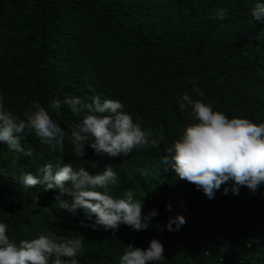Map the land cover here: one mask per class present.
I'll list each match as a JSON object with an SVG mask.
<instances>
[{
    "label": "trees",
    "instance_id": "1",
    "mask_svg": "<svg viewBox=\"0 0 264 264\" xmlns=\"http://www.w3.org/2000/svg\"><path fill=\"white\" fill-rule=\"evenodd\" d=\"M256 3L264 0H0V95L6 109L23 118L36 101L70 134L83 114L63 104L53 112L49 102L66 94L88 102L99 96L121 101L134 122L139 116L142 129L153 131L152 138L165 137L159 149L144 146L115 158L87 145L83 159L75 158L67 140L64 153H52L34 135L21 142L34 151L31 158L0 143V222L8 225L10 239L18 244L41 233L80 237V264H119L126 246L146 249L153 239L164 247L159 264H264V184L255 192L240 186L233 195L229 181L209 199L161 165L166 149L194 123L190 107H180L185 92L229 119L264 123V24L250 14ZM218 9L227 13L223 21L215 18ZM46 163L90 175L111 167L117 181L109 194L132 191L144 213L159 214L141 231L83 227L91 223L85 212L60 210L55 190H25L20 183L23 174L36 175ZM177 215L186 220L179 231L157 227Z\"/></svg>",
    "mask_w": 264,
    "mask_h": 264
},
{
    "label": "clouds",
    "instance_id": "2",
    "mask_svg": "<svg viewBox=\"0 0 264 264\" xmlns=\"http://www.w3.org/2000/svg\"><path fill=\"white\" fill-rule=\"evenodd\" d=\"M250 14L252 20L264 24V4L256 3ZM226 17L224 9L217 10L216 19L223 21ZM192 91L204 96L197 87ZM180 101L181 109L190 107L194 123L166 149L167 155L161 158L166 171L173 170L178 178L194 184L209 199H213L215 192L229 181L233 182V195L238 194L240 186L255 192L264 184V123L257 125L244 118L229 119L223 112L215 111L212 104L193 101L187 92ZM62 104L76 115L83 114V119L71 128L70 134L51 118L40 103L32 101L31 108L21 118L5 108L4 97L0 95V143L6 144L9 151L31 158L34 151L26 150L21 143L25 138L34 135L39 144L52 153H64L67 140L72 155L83 159L86 145L102 157L115 158L121 154L128 155L134 149L139 151L144 146L159 149L165 139L163 134L152 138L153 131L142 129L139 116L134 122L119 100L101 101L99 96H94L88 102L80 96L66 94L63 100H51L48 107L58 112ZM116 181L117 173L111 167L101 174L90 175L84 168L77 171L72 165L61 167L52 163L41 166L36 175L23 174L20 178L25 190L37 185L42 186L45 192L55 190V203L70 216H76L82 209L91 222H82L83 227L95 230L101 226L105 231L113 232L120 225L134 231L148 229L158 216V210L144 213L143 201L136 200L132 191L120 197L109 194L107 189ZM228 192L229 189L225 188L224 194ZM31 199V205L37 207L38 196L33 194ZM166 208L170 211L171 205ZM185 223V218L177 215L157 227L176 232ZM8 232V225L0 222V264H80L84 245L80 237L41 233L17 244L10 239ZM164 259L162 243L153 239L146 249L126 246L119 257V264H159Z\"/></svg>",
    "mask_w": 264,
    "mask_h": 264
}]
</instances>
